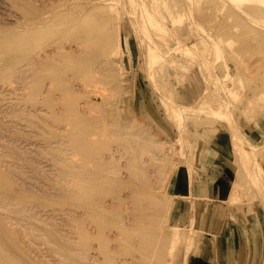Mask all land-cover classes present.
Here are the masks:
<instances>
[{
  "label": "bare ground",
  "instance_id": "6f19581e",
  "mask_svg": "<svg viewBox=\"0 0 264 264\" xmlns=\"http://www.w3.org/2000/svg\"><path fill=\"white\" fill-rule=\"evenodd\" d=\"M113 1L77 0L72 2V0H68L66 3H62V1L60 4L55 1V4H52L53 6L50 4L53 9L49 8L50 5L45 7L47 4L44 5L43 3L44 6L43 10H40L39 20L30 19L29 27L22 34L18 36L0 35V55L10 57L11 60L16 61L13 64L27 60V69L22 71L25 73V78L29 80V85H35L31 98L35 99L34 95L39 93L36 90L41 89L43 83L44 89L42 91L45 94L41 103L44 109L52 112L53 116L59 119L64 117V120L67 116L68 128L76 131V135H71L72 138L68 145V147L80 153L79 160L67 167L70 170H75L78 174L72 175V185L69 186L73 195H75L70 209L73 208L75 209L73 211L85 213V215L75 216L71 237L63 234L65 229L61 231L60 228H55L56 225L54 228L48 229L50 225H47V222V229L43 226L45 229L42 227V233L39 232L41 228L36 231L33 227L36 223L32 224V222L43 219V217L32 211L35 209L34 206L36 205L34 203L36 202L31 201L30 203L27 198L17 197V194L26 190H22L21 186L18 187L17 182L19 180L14 178L17 171L20 172V165L19 167L18 164L3 166V163L0 162V189L12 187L11 190L15 195L9 197L5 193L2 194L0 190V204L11 211H5V214L0 212V264H44L46 262L33 257L29 253L31 250H28L21 240L22 232H20V228L12 225L14 220L22 226L24 222L31 223L30 228H24L23 226L26 229L25 235L30 230V235H26L30 239L28 242L33 241L32 239L35 240V238L39 239L46 233H50L57 240L59 239V244H56L57 247L53 241L50 245L54 244L53 247H56V250L54 249L56 254H54L56 256L60 254L62 259H66L67 262L70 261L68 264H172V260H175L176 264H186L187 256L191 248L194 247L197 231L194 228L195 223L193 224L195 220L192 221L190 218V222H187L191 229L181 226L185 231H189L188 237H185V233L181 236L174 233V230L166 225L173 221L177 227H180L183 219L181 213H177L171 218L162 213V209L166 210L163 193L166 187V194L173 193L176 194L177 198H180L184 196L181 195L184 192L183 194L189 196V193L186 192H190V188L194 184V172H192L194 166H190L187 171H181L180 174L176 172L177 174L167 176V169L159 165L155 159L158 154L157 148L164 149L168 142L173 143L172 150L179 151L178 153L182 155V159L185 161L189 160L190 157L197 158L199 157L197 154L202 153L204 159L231 167L235 175L231 185L233 190L230 193L237 191L236 186L244 176L252 179L259 192L258 200L264 209V176L260 180L254 175L257 163L260 164V169L264 174V165L261 160L264 144L262 146L258 145V141L261 139V131H264V120L254 118L256 126L250 128L251 132H249V129L247 130L248 137H244L236 128L230 130L229 127L227 133L221 130L222 125L230 122L228 116L232 113H235L242 123H244L246 116L248 118L255 116L254 114L258 109L262 113H259V115H264V64L254 61L256 63L254 70H257L259 78L253 89L246 88L244 90L241 86H234L240 81H245L244 76H248L249 70L245 69V73L242 74L241 65L239 64L241 62L240 53L234 52L232 49L225 50L228 42L227 35L222 43L212 41V37L222 34V26L211 24V32L204 28V33H199L202 30L200 18H207L203 5L193 6L192 0H168L167 2L165 0H127L126 4L130 3L131 8L123 12L122 4L117 5ZM239 1H244L243 4L246 2V0H237L236 4ZM260 1L257 4L254 2L250 5H245L248 4L245 3L244 6L241 2L242 5L237 4L241 11H234L238 17L237 25L241 33L239 36L245 40L244 48L256 50L262 47V44L253 42V35L264 36V29L256 27L252 22L255 17H259V14L264 16V7L262 6L264 0ZM252 2L253 0H250V3ZM29 8L31 7L29 6ZM187 8L190 17H192L188 21L182 16V14L188 12L186 11ZM242 11L244 15H242ZM190 12L193 13V16ZM193 23L198 25L199 29L191 26ZM189 28L191 31H187ZM37 42H39L37 47L40 46V50L36 58L34 57V45ZM67 46L68 48L63 50V47ZM198 48L199 51L195 52ZM178 50L184 51L176 56ZM220 51H224V53ZM191 56L193 57L190 58ZM224 57H234L237 62L225 61L222 73L220 76H215L213 66L218 64L217 61L222 60ZM139 58L145 62L153 90L149 97L143 90L136 88L140 95L138 94L137 99L135 95V109H128L135 111V117L133 115L132 119L130 115V119L133 121L137 119L140 127L129 130L120 127L116 132L114 130L110 131L113 136H107L105 143L111 144L112 141H117L119 145L123 146L124 150L121 149L123 151L118 153L121 154L119 157L112 153L111 156L105 158L106 155L104 154L107 153L101 154V143L103 141L98 142V140L90 138L95 131H103V124L100 127H94L95 131H92L91 128L87 129L90 117H87L86 121H80L77 119V115L89 114L94 111L92 114L94 121L92 125H94V123H101V116L104 114H117V111L109 109L108 105H115L117 100L123 99L124 87L118 83L116 84L115 81L122 80V75L125 74L123 65L128 64L130 67ZM188 59L195 60L196 63L199 60V63L198 65L194 64L195 66L191 68L193 74L184 81L180 79L176 64L180 60L186 63ZM203 59L206 60L205 66H208L210 80L220 85L217 86L218 90L216 92H208V86L205 82L208 79V74L204 66L200 64ZM7 70L9 71V69ZM14 71L9 72L14 73ZM86 72H93V76L81 80L80 77ZM67 74L71 78L66 86L64 82ZM71 79L73 80L71 81ZM108 79H111V82ZM83 84L85 88L82 89L85 90H79V86ZM60 85L62 86L60 92L63 94L61 100L55 98L54 95V97L52 96L55 89L59 91ZM96 91L100 93L99 98L101 99L90 97V93L93 92L94 94ZM231 91L246 99L247 111L245 113L242 111L239 115L236 113L238 111L237 106L234 107L230 103L231 96L229 93ZM251 93L253 96L250 97ZM88 94H90L89 97H87ZM95 95L99 96V94ZM81 97L86 102L81 103L79 99ZM60 103H63V106L66 105V107L62 106L61 111H58ZM196 107L198 110H195ZM202 109L205 112H195L187 115L188 112ZM29 114L31 115V112ZM259 115L256 116L259 117ZM191 120H195V123H193L195 126H190ZM118 123L123 122L117 119L106 122V130L109 131L112 125ZM81 126H84V128L80 129ZM199 127L200 130L210 134L213 139L228 135L230 140L223 146L225 150L212 142L206 141L203 138L204 133L199 131ZM148 128L153 131L154 129L157 130L159 133H156L161 134L166 142L160 144L154 134L155 131L154 133L149 132ZM189 128L199 132L196 139L193 140L192 137L187 135L186 132ZM247 139L249 140L247 141ZM262 139L261 141L264 142V135H262ZM205 142L208 143L205 145ZM119 145L117 144L118 148ZM105 146L109 150L113 147L110 148V145L106 144ZM161 148L160 150H162ZM113 149L116 150L117 148ZM125 152L128 153L127 155L131 152L134 154L132 155L133 161L136 160L138 153L149 155V160L146 163H136L135 169L129 170L131 172L126 179L124 177L125 173L122 171L126 168L121 169L120 164V167L118 166L121 157L126 156ZM64 153L60 156L62 163H65L66 155ZM15 156L17 155L15 154ZM89 160L93 161V167L88 166L87 162ZM236 165H239L238 169H236ZM148 169L151 172L154 171L155 174H146ZM23 170L22 168L20 173ZM25 172L27 173V171ZM219 172L220 169L212 172L211 177L205 186H202V189L205 190L207 185H213ZM22 175L24 176V174ZM191 175H193V178ZM24 185L22 186L25 187ZM126 185L131 188L130 192L127 191L126 195L118 194V189ZM121 190L123 191V189ZM191 199L194 201L195 198L192 196ZM40 203H37V205H40ZM243 213V216H245V212ZM87 214L92 217L90 226H86L88 222ZM29 223L25 224L29 226ZM58 224L60 225L59 222H57ZM92 226L95 230H92ZM256 232L260 235L259 231ZM47 239H49L48 236ZM182 239L185 240V250L181 256V252L178 254L176 242ZM34 242L36 243V241ZM188 242L190 247L187 246ZM33 245L34 243L30 246ZM38 246L40 247V245ZM42 246L44 245L42 244ZM41 252L39 251L38 255ZM49 252L52 253V251ZM50 256L52 255L50 254ZM54 264L56 263L54 262Z\"/></svg>",
  "mask_w": 264,
  "mask_h": 264
},
{
  "label": "rangeland",
  "instance_id": "374dc122",
  "mask_svg": "<svg viewBox=\"0 0 264 264\" xmlns=\"http://www.w3.org/2000/svg\"><path fill=\"white\" fill-rule=\"evenodd\" d=\"M55 1L57 4H60V2L63 1L62 3H64V2L66 3V1H68V0H62V1L61 0H55ZM55 1L54 0H0V35L18 36V35L22 34L23 31H26V29L29 27L30 19L33 18L34 20H39V17L41 14L40 10H43V6L46 4L47 5L45 7L49 6L50 4L54 5ZM74 1L76 2L77 0H72V2H74ZM126 1L127 0H114L113 2L116 3L117 5L122 4L123 12H126L127 10H129L131 8V4L130 3L126 4ZM165 1L167 2L168 0H165ZM259 1H257V2L259 3ZM236 2H237V0L236 1L235 0H232V1L231 0H192L191 3L193 6L203 5L205 7V12H206L207 18L206 19L200 18V27L202 28V30L199 31V33L203 34L204 28L208 32H211V24H214V25L218 24V25L222 26L223 27V29L221 30L222 34H217V36L212 37V41L222 43V42H224V37H226V35H227L228 42L226 43L225 50L226 49H232V50H234V52L240 53L239 56L241 58V62L240 63L238 62V63L241 65V73L242 74L245 73V69L249 70V72L247 74L248 76H244L245 81L244 82L240 81L239 83H237L234 86H241L244 90L246 88L253 89L258 82L257 79L259 78L257 70H254L256 68L255 62L264 64V36L262 35L261 37H258L257 35H253L254 36L253 42L256 44H262V47L260 49L254 50V49L243 47L245 40H244V38H241L239 36L241 33L239 31V26L237 25L238 17H237V15H235L234 11H241V9L238 5H242L244 1H239L237 3L238 5L236 4ZM241 2H242V4H241ZM254 2H255L254 0L252 3H250V0L249 1L246 0L245 3H248V4H245V3L244 4L250 5V4H254ZM257 2H255V3L257 4ZM260 2H262V1H260ZM43 3H44V5H43ZM244 4L242 6H244ZM51 5L49 6V8L53 9V7H52L53 5L52 6ZM29 6L31 8H29ZM262 6L264 7V4H262ZM40 7H41V9H40ZM35 8H37V9H35ZM188 8H189V6H188ZM188 8L186 10L188 12L182 14V16H184L186 21H188L192 18L189 15V9ZM250 8H251V6H250ZM35 10H37V11H35ZM190 14L193 16V13L190 12ZM242 15H244L243 11H242ZM188 16H189V18H188ZM127 19L130 22L129 18H127ZM252 22L254 23V25L256 27H258L260 29H264V16H261L259 14V17L258 18L255 17L252 20ZM191 26H193L195 29H199L198 25H195L194 23ZM241 27L244 28L243 26H241ZM187 31H191V29L189 28V29H187ZM38 44H39V42H37L36 45H34V49H35L34 50L35 51L34 57L37 56L38 51L40 50V46L37 47ZM66 48H68V46L63 47V50H65ZM183 51L184 50H178L176 56L180 55ZM198 51H199V48L195 50V52H198ZM224 51H222V52L220 51V52L224 53ZM192 57L193 56H191L190 58H192ZM212 60H213V55H212ZM227 60L232 61L234 63L237 62L236 58H234V57H232V58L231 57H229V58L224 57L222 60L217 61L218 64L213 66V74L215 76H220V74L222 73V68H224L225 61H227ZM26 61L27 60L19 61V62H17V64L14 63L15 64L14 65L13 62H16V61L11 60L10 57L0 55V121L2 122V124L0 122V162L3 163V166H8V165L11 166V165H17L18 164L17 166L19 167V165H20L19 168H21L20 172L22 171V168L24 169L23 170L24 173L19 172L20 173V175H19V173L17 171L16 176H14V178L19 180V181L17 180L18 182L16 181L18 183L17 186L18 185H19L18 187L21 186L20 188L22 190L26 189L25 192L17 194V197L18 198H27V200H29L28 202H30V203H31V201L36 202V203H34V205H36V206L33 205L35 209H33L32 211L34 213H37L38 215H40V217H43V219L42 220L39 219L37 221L35 220L34 222H32V224L36 223L33 225L34 229L36 231L40 230L39 232L42 233L43 232L42 227L44 226L46 228L47 227L46 222H47L48 223L47 225H50V226H48V229L49 228L52 229V227L54 228V226L56 225L58 227L55 226V228H60L61 231H63L65 229L63 231V234L71 237L73 235L72 230L74 228L75 216H77L79 214L85 215V213L82 211L76 212V211H73L75 209H73V208L70 209L71 204L73 203V197H75V195H73V192L70 190L69 186L72 185V182H71L72 175L77 174V172L75 170H70L67 167L73 163L75 164L79 160L80 153L79 152L77 153V151L73 150V148H71V147H68V145L70 143V139L72 138L71 135H76V131H73V130L68 128V120L66 119L67 116L65 117L64 120H63L64 117L59 119V118L54 117L53 116L54 114H52V112L44 109V106L41 103L43 95L45 94V93L43 94V91H42L44 89L43 83L41 84V89L36 90L39 93L34 95L35 99L31 98V94L33 92V88L35 85L30 86L28 83L29 80H27V78H25V75H24L25 73L23 71L25 69H27ZM198 63H199V60L196 63L195 60H191V59H188L186 61V63H184V61H181V60L178 61V64H176V68L178 69V71L180 73V77H181L180 79L186 81L188 79V77H190L191 74H193L191 72V68L194 67L196 64L198 65ZM205 63H206L205 59L201 60V62H200V64L204 66V69H205L206 73L208 74V77H207L208 79H206V81H205L207 83V86H208V90H209L208 92L209 93L216 92L218 90L217 86H220V85L215 84L212 80H210L209 69H208V66H205ZM11 64L13 66H10ZM9 66L11 67V69H13V67H15V68L13 70H11ZM7 69H9V71L16 70V71H14L15 75H14V73L9 72ZM17 70H18V73H17ZM19 71H20V73H19ZM123 71L125 74L122 75V80L121 81L116 80L115 83L116 84L118 83L124 87V97H123V99L117 100V104L108 105L109 109L116 110L117 114H115V115L104 114L103 116H101V118H102L101 123H94V125H92V123L94 122L93 117H92V114L94 113V111L90 112L89 114L77 115V119L80 121H86L88 119L87 117H90V121H88L87 129L91 128L92 131H95V129H93L94 127H96V126L100 127L103 124V131H95L94 133H92L90 138L92 140H98V142L103 141L102 142L103 144L101 143V147H102L101 154L103 155L104 153H107V154H104V155H106V156H104L105 158L111 156L112 153H115V155L119 157L121 154H118V153H121L124 150L123 146L119 145V143L117 141H115L116 143L114 141H112L111 144L105 143V141H107L105 139V138H107V136H110V137L113 136L110 133V131L114 130L116 132L120 127H124V128H122L124 130H129L131 128L137 129L138 127H140L139 124L137 123V119L135 121L132 120L133 119L132 116L134 115V117H135V111H133L135 109L134 104L136 105L135 95H136V99H137L138 94L140 95V92L137 91L138 89L136 90V88L143 90L149 97L151 95V91L153 90V85H152L151 80H150L148 73H147V67L145 65V62L143 60L141 61V58H139L137 62L134 61V63L130 67L128 64L123 65ZM204 74H205V72H204ZM89 76H93V72L92 73L86 72L80 78H81V80H84V79L90 78ZM66 77L67 78H66L64 83L67 86L71 76L69 78L68 74H67ZM72 80L73 79H71V81ZM108 81L111 82V79H108ZM66 86H63V87H66ZM56 88H58V87H56ZM60 88H58L59 91H56L57 89H55L52 96L54 95L55 98H58L61 100L62 99L61 95H63L60 92L62 90L61 85H60ZM82 88H85L84 84L79 86V90H85ZM91 88H93V87H91ZM99 88L100 87L98 86V89ZM98 89H97V91H98ZM97 91L94 94H93V92L90 93L91 95L93 94L92 96L90 94H88L87 97H89V95H90V97H94L95 99H101V98H99L101 95ZM95 94H99V96L95 95ZM57 95H58V97H57ZM229 95L231 96V102L230 103L234 107L237 106L238 111L236 113L238 115L241 111L245 113L247 111L246 99H243L244 98L243 96L236 95V93L233 91H231L229 93ZM251 95H252V93L249 96L251 97ZM83 97L79 98L81 103H84L87 100V98L84 97L86 99L85 100ZM132 100H133V102H132ZM162 102H160V103L162 104ZM62 106H63V103H60L58 106V111H61V108L66 107V105L63 107ZM144 107H145V105H144ZM128 108H131V109L133 108V110L131 111ZM195 110H198V108L196 107ZM30 112H31L32 116L29 114ZM195 112L203 113L205 111H204V109H202L199 111L188 112L187 115L189 113H195ZM131 113H133V114H131ZM259 113L262 114L261 111L258 109L257 112H255V114H254L255 116L250 117V118H248L246 116L244 119V123H242L238 119V117L235 113H232L231 115L228 116V120L230 122L227 123L226 125H222L221 130L224 131L225 133H227L229 131V127H230V130H232L233 128H236L240 131V133L244 137H248V135H247L248 131L247 130L249 129V132H251L252 130L250 128H252V126H256V121H254V118L257 117L260 120H264V115H259ZM130 115H131L132 119H130ZM256 115H259V117ZM116 119L122 121L123 123H118L117 125H112V127L109 128V131L106 130L105 123L110 122L112 120H116ZM193 123H195V120H191V123H189L191 127L195 126V124H193ZM201 123H202V121H201ZM82 128H84V126L80 127V129H82ZM46 129H47V131L48 130L49 131L47 132ZM148 129H149V132H152V133H154V131H155L154 134L156 136V139L159 140L160 144H162L163 142H166V139L163 138V136L161 134H158L159 132L157 130L154 129V131H153L150 128H148ZM192 130L193 129L189 128L186 133L189 137H192V139L194 140L197 138V134H199V132H196L194 130L192 131ZM199 131H202L204 133L203 138L206 141L212 142L215 145H218L220 148H223L224 150H225V147H223V146H225V144H227V141L230 140L228 135H224V137H219L217 139H215V138L213 139L210 134L205 133L204 130H200V127H199ZM156 132H158V133H156ZM261 133H262V134H260L261 139L258 141L259 146H262V144H264V142L261 141V140H263L262 135H264V131L263 132L261 131ZM49 137H51V138H49ZM248 140L249 139H247V141ZM206 143H208V142H205V145H206ZM105 144L110 145V148H111V146H113L111 148L112 150L105 148L106 147ZM117 144L120 147L121 146L122 147L118 148ZM122 144H123V142H122ZM102 145L104 146V148ZM125 146H126V143H125ZM172 146H173V143L170 144L168 142L164 149H162L161 147H158V148L156 147L158 154H157V157L155 160L157 161V163L159 165H161L167 169V171H168L167 176H170V175L172 176L176 172H178V174H180V172L183 169H187V167L189 168L190 166L197 165L198 161L205 163L204 169L207 172H211V173L213 172V169H214L213 165L215 164V162L210 163L211 162L210 160H208L209 161L208 163L203 162L204 159H202V153L197 154L199 156L197 158L196 157L195 158L190 157L189 160L185 161L182 159V155H180L178 153L179 151L176 152L175 150L174 151L172 150ZM113 148H115V149L117 148V149L114 150ZM127 148H130V147H127ZM160 148L162 150H160ZM121 149H123V150H121ZM262 151H263V154L261 156V158H262L261 160L263 161V165H264V149ZM63 152H65L64 154L66 155L65 163H62L60 161V156L63 154ZM131 153H129V155H127L128 153H126V156L124 154H122L124 156L121 157V159L118 161V166L120 164L121 169L126 168L125 170H122L123 173H125L124 174L125 179H126V177H128V175L131 172L129 170L135 169L136 163L137 164L146 163L147 160H149V155H147L146 153L145 154L138 153L136 160L133 161L132 155H134V154L133 153L131 154ZM15 154L17 156H15ZM57 157L59 160L57 159ZM92 162H93L92 160H89L87 162L89 167L94 166V164ZM236 162H237V160H236ZM217 165H218L220 171H222L223 168L227 169L229 167L228 165H223V164H217ZM112 166H114V165H112ZM238 166L239 165H236V169H238ZM229 168L232 171V173H231L232 177L231 178L228 177L227 182H228V186L231 188L235 173L231 167H229ZM126 170H128V171L126 172ZM25 171H27V173ZM151 173L155 174V172L154 171L151 172L150 169H148L146 171V174H151ZM22 174H24V176ZM25 174L26 175L28 174V175L26 176ZM254 175H255V177H258L260 180L264 176V174L262 173V171L260 169V164H258V163H257V168L254 171ZM155 176H157V175H155ZM259 184H261V183H259ZM22 185H24L25 187H23ZM233 186H234V184H233ZM27 187H29V188H27ZM30 187L33 190V192L30 189ZM122 187H120V189H118L119 190L118 194L121 193L120 195H126L128 193L127 191L130 192L131 188H129V186L126 185V186H122ZM236 188H237V191H233L232 193H230V196L226 200V202L230 205V208H229L230 214L228 213V216L230 217L229 220L231 221L232 226L239 229L240 233L243 235L244 242L248 248V252L252 253L254 256L256 255L257 257H258V252H259L260 257L256 259V261H255L256 264H264V209L262 207V204L258 200V193H259L258 189L256 188V185L253 183L252 179H249V177H246V176H244V178L240 181V183L237 184ZM11 189H12V187L8 188V189L6 188L3 190L0 189V190L2 191L1 192L2 194L5 193L9 197H14L15 196V195H13L14 192ZM121 189H123V191ZM231 190H233V189H231ZM120 191H122V192H120ZM165 191H166V187L164 188V193H163V196H164L165 201H166V210L162 209V213H164L166 216L171 218L172 216H175L177 213L179 214L180 210H183V208L184 209H187V207L189 208L190 202L192 200L191 199L192 196H190V195H192V193L186 192V193H189V196H187L188 194L185 195V194H183L184 193L183 192L181 195H184V196L180 195L181 197L177 198L176 194H173V193L166 194ZM29 192H30V195H29ZM29 197H31V198H29ZM252 200H254V201H252ZM40 202L43 204L41 205ZM37 203H40V205L39 204L37 205ZM259 206H260V208H259ZM56 208H57V210H56ZM5 211L11 212L8 210V208H4V207H2V204H0V212L5 214L6 213ZM243 212H245V216L247 215V217L243 216V214H244ZM87 218H88L87 219L88 222L86 223V226H90V221H91L92 217H91V215H88ZM186 218H184V220ZM236 218H237V220H236ZM191 219L193 221V218H191ZM49 220H50V222H49ZM12 222L11 223L13 226L20 228V230H21L20 232H22L21 236H20L21 240H22L23 244L27 247V249L31 250L30 252L28 250L27 251L33 257H35L39 260H42L43 262L46 261V262H44V264H49V263L54 264V262L56 264L57 263L58 264L70 263V261L67 262L66 259L65 260L62 259L60 254H58V256L55 255L56 254L55 250L57 247L56 244L57 245L59 244V242H58L59 239L57 240V238L56 237L54 238L50 233H49L50 236H49V234L46 233V235L43 236L44 238L39 237V239L35 238V240L32 239L33 241L28 242V241H30V239L27 238V236L30 235V230H28L29 233L26 232L27 233L26 234L27 236H26L25 235L26 229H24V228L25 227L30 228L31 223L23 221L24 222V224H23L24 228H23V226L20 225L19 222H16L15 220ZM57 222H59L60 225L59 224L57 225ZM25 223H27V224L29 223V226H27V224H25ZM21 224H22V222H21ZM166 226L173 229L174 233H176L180 236L185 233V237L189 236V231H185L184 228L191 229L189 227L190 225L188 226L187 222L182 223V225H180V227H177L176 224L173 221H171ZM181 226H183L184 228ZM38 228H41V229L38 230ZM93 229L95 230V228L92 226V230ZM256 231H259V233H260L261 240L263 241L262 244H259V241H258L259 235H257ZM47 236L49 237V239H47ZM45 238H46V240H45ZM36 239H38V240H36ZM34 241H36V243ZM37 241H39L40 243ZM48 241H50V242H48ZM52 241H53V243H55L56 247L55 246L53 247L54 244L50 245V243ZM181 241H182V247H181ZM184 241L185 240L182 239V240H178L176 242V245L178 248V254L181 252V256L184 254V250H185ZM25 242H26V244H25ZM44 242L47 244L45 245ZM29 243H31V244L34 243V245H33L34 248H33V246H30L31 244H29ZM42 244L44 246H42ZM38 245H40V247ZM189 245L190 244L188 242L187 246H189ZM39 251H42V252L38 255ZM49 251H52L53 254ZM43 253L44 254L47 253V254L44 255ZM50 254L53 257L50 256ZM41 255H42V257H41ZM49 257H51V259H49ZM46 259H49V260H46ZM172 261L174 262V263L171 262L172 264L177 263L175 260H172ZM251 264H254V263L252 262Z\"/></svg>",
  "mask_w": 264,
  "mask_h": 264
},
{
  "label": "crops",
  "instance_id": "0c3cea01",
  "mask_svg": "<svg viewBox=\"0 0 264 264\" xmlns=\"http://www.w3.org/2000/svg\"><path fill=\"white\" fill-rule=\"evenodd\" d=\"M202 159L204 158L202 157ZM203 162L208 163L209 161L204 159ZM204 165L205 163L198 161L197 165H194L192 168V172H194V184L190 188L191 190L189 193H192L195 199L194 201L191 200L188 210L184 208L180 210L181 218L183 219L182 223L190 222L189 219L193 218V221L195 220V222H193V224L195 223L194 228L197 230L195 233L194 247L191 248L185 263L251 264L253 262L256 264V259L260 257L259 253L257 257L248 252L243 235L240 233L239 229L232 226L229 220L230 217L228 213L230 205L225 200L228 199L231 191L227 182V178L232 177L231 169L228 167L220 171L213 185H207L205 189L207 191H205L202 189V186H205L212 173L207 172L204 169ZM213 167V172L219 169L217 163H215ZM187 170L188 167L182 171ZM191 177L193 178V175H191ZM196 199L198 202L195 201ZM184 218L186 219L184 220ZM258 241L259 244L263 242L260 235L258 236Z\"/></svg>",
  "mask_w": 264,
  "mask_h": 264
}]
</instances>
